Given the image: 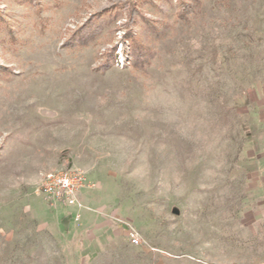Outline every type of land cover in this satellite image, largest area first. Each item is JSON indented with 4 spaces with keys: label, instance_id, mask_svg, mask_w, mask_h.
I'll list each match as a JSON object with an SVG mask.
<instances>
[{
    "label": "rangeland",
    "instance_id": "rangeland-1",
    "mask_svg": "<svg viewBox=\"0 0 264 264\" xmlns=\"http://www.w3.org/2000/svg\"><path fill=\"white\" fill-rule=\"evenodd\" d=\"M142 1L0 0V264H264V0Z\"/></svg>",
    "mask_w": 264,
    "mask_h": 264
},
{
    "label": "built area",
    "instance_id": "built-area-1",
    "mask_svg": "<svg viewBox=\"0 0 264 264\" xmlns=\"http://www.w3.org/2000/svg\"><path fill=\"white\" fill-rule=\"evenodd\" d=\"M121 62V61H120ZM90 186L85 172L75 168L58 169L46 172L38 186V191L52 203L80 206L79 193ZM130 243L139 244L138 234L132 232Z\"/></svg>",
    "mask_w": 264,
    "mask_h": 264
},
{
    "label": "trees",
    "instance_id": "trees-1",
    "mask_svg": "<svg viewBox=\"0 0 264 264\" xmlns=\"http://www.w3.org/2000/svg\"><path fill=\"white\" fill-rule=\"evenodd\" d=\"M143 3L149 2V0H143ZM137 3L134 4H126L125 9H126V14L128 16V33L127 35H130L131 33V26H134V24L137 23L136 16L138 15V10H137ZM194 4L191 2L183 1L181 3V13H184V15L187 12H190L193 8ZM95 18H97V21L100 19V15H97ZM101 28V25L99 23H95L94 20H91L90 22H87L84 24L81 28H79L74 34L73 37L68 41V44L71 47L75 46H86L88 45L91 40L96 36V34L99 32ZM129 60L133 61L135 64H141L143 62V58L136 53L135 48H132V50L129 53ZM110 65L109 61L104 65V67H108Z\"/></svg>",
    "mask_w": 264,
    "mask_h": 264
},
{
    "label": "crops",
    "instance_id": "crops-1",
    "mask_svg": "<svg viewBox=\"0 0 264 264\" xmlns=\"http://www.w3.org/2000/svg\"><path fill=\"white\" fill-rule=\"evenodd\" d=\"M82 191H83V190H82ZM82 191H81V192H82ZM79 195H80V194H79ZM79 199H80V198H79Z\"/></svg>",
    "mask_w": 264,
    "mask_h": 264
}]
</instances>
